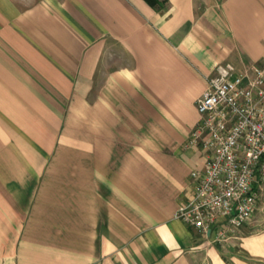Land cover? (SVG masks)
Masks as SVG:
<instances>
[{
	"label": "crops",
	"instance_id": "1",
	"mask_svg": "<svg viewBox=\"0 0 264 264\" xmlns=\"http://www.w3.org/2000/svg\"><path fill=\"white\" fill-rule=\"evenodd\" d=\"M264 59V0H0V264H264L177 218L219 64Z\"/></svg>",
	"mask_w": 264,
	"mask_h": 264
},
{
	"label": "built area",
	"instance_id": "2",
	"mask_svg": "<svg viewBox=\"0 0 264 264\" xmlns=\"http://www.w3.org/2000/svg\"><path fill=\"white\" fill-rule=\"evenodd\" d=\"M198 121L185 143L203 153L177 218L214 242L234 236L264 212V59L236 74L219 64L195 102Z\"/></svg>",
	"mask_w": 264,
	"mask_h": 264
},
{
	"label": "trees",
	"instance_id": "3",
	"mask_svg": "<svg viewBox=\"0 0 264 264\" xmlns=\"http://www.w3.org/2000/svg\"><path fill=\"white\" fill-rule=\"evenodd\" d=\"M143 1L146 2L151 8L155 10L162 9L166 4V0H143Z\"/></svg>",
	"mask_w": 264,
	"mask_h": 264
}]
</instances>
